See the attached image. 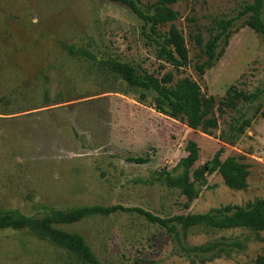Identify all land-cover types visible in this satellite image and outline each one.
Returning a JSON list of instances; mask_svg holds the SVG:
<instances>
[{"label": "rangeland", "instance_id": "374dc122", "mask_svg": "<svg viewBox=\"0 0 264 264\" xmlns=\"http://www.w3.org/2000/svg\"><path fill=\"white\" fill-rule=\"evenodd\" d=\"M138 5L159 0H136ZM254 0H176L190 63L176 73L159 60L162 36L125 5L111 0H0V213L18 212L43 220L52 211L117 207L58 229L82 236L100 264H256L264 258V231L177 226L179 240L148 222L138 209L161 219L201 215L228 205L264 198V121L257 105L239 106L219 117L211 135L156 112L155 93L140 101L111 69L128 63L156 77L173 72L190 78L217 100L236 85L247 93L264 90V38L243 18L224 56L200 76L203 46L216 24ZM264 21V10L262 13ZM172 23L159 28L162 34ZM80 53H72L70 49ZM204 49V47H203ZM164 66V69L162 67ZM264 112V95L260 101ZM246 113L252 124L232 136L233 118ZM189 141L200 148L204 166L221 148L223 160L249 165L248 187L234 191L218 174L207 176L197 200L186 208L179 190L159 182L187 156ZM148 160L136 163L133 160ZM224 240L238 242L229 255L206 263L190 249ZM197 255V256H196ZM199 256V257H198ZM207 256V255H204ZM0 264H86L38 229H0Z\"/></svg>", "mask_w": 264, "mask_h": 264}, {"label": "trees", "instance_id": "16d2710c", "mask_svg": "<svg viewBox=\"0 0 264 264\" xmlns=\"http://www.w3.org/2000/svg\"><path fill=\"white\" fill-rule=\"evenodd\" d=\"M127 6L140 20L144 21L153 35L162 36L161 47L157 57L165 64L173 67L176 73H182V69L190 63V51L182 32L173 24L179 13L173 9L176 0H159L155 4L148 5L142 9L136 0H111ZM264 0H254L239 10L237 16L221 20L216 24V32L203 46L200 35L196 37V43L207 61L196 67L199 75H205L206 69H212L224 56L229 46L231 36L238 32L236 22L244 20L243 27H249L264 38V21L262 13ZM172 23L167 33L162 34L159 28ZM204 47V49H203ZM72 53H80L70 49ZM111 69L117 76L121 77L132 90H141L140 101L148 98V93L153 92V108L156 112L173 118L189 129L201 131L211 135L213 130L219 127V116L228 111L239 112V106L247 107L256 104L254 116H260L264 121L260 101L264 90L255 93H247L232 85L225 96L217 100L214 96L204 92L197 81L188 77L175 79L173 72H167L162 77H156L145 70L138 71L128 63L112 62ZM164 69V66L162 67ZM254 118H247L246 113H241L233 118L230 131L235 138L242 135L252 124ZM187 156L182 158L172 171L165 170L158 179L159 182L169 189L179 190L187 199L186 208L197 200L201 194V188L207 185V176L220 175L225 185L234 191L244 190L248 187L250 176L249 165L242 162V158L230 157L223 160L225 149L221 148L213 158L204 166H198L200 160V148L195 141H189L186 146ZM136 163H146L148 160H133ZM119 208L82 207L67 212L52 211L43 220H32L20 215L18 212L0 213V229L23 230L34 227L38 231L63 246L70 255L78 258L86 264H100L96 256L86 244L84 238L78 234L58 229V225H72L85 218L96 214L110 215ZM137 212L154 225H159L173 238L179 240V232L176 225H183L184 229L204 225L218 230H250L255 233L264 231V198L256 199L244 206L228 205L211 209L201 215H181L172 219H161L142 210H126ZM241 247L238 242L228 243L224 240L216 241L190 249L195 254L202 255L201 263L213 261L221 257V253L229 255V247ZM207 255V256H204ZM197 256V255H196ZM199 257V256H198ZM256 264H264V258L259 257Z\"/></svg>", "mask_w": 264, "mask_h": 264}]
</instances>
